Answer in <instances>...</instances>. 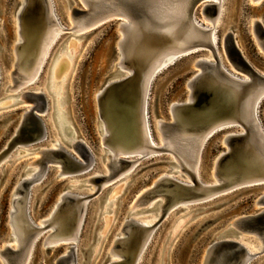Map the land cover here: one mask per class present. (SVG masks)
<instances>
[{
	"label": "rangeland",
	"instance_id": "obj_1",
	"mask_svg": "<svg viewBox=\"0 0 264 264\" xmlns=\"http://www.w3.org/2000/svg\"><path fill=\"white\" fill-rule=\"evenodd\" d=\"M73 2L75 6H83L81 0H53L56 15L60 23L67 28L73 25L70 11ZM198 5L195 7L196 19L210 26L211 23L201 12L204 3L201 6ZM19 7L20 0H0V153L7 150V143L19 128L24 112H27L29 110L27 108L31 106V103L19 99L18 91L10 90L13 86L9 72L14 67L15 15ZM256 20L261 21L264 26V0H224L217 32L218 50L223 64L230 71L242 77L245 75L235 70L226 56L223 38L230 31L235 47L245 60L255 69L264 72V52L254 32ZM117 22V20H109L99 26L89 28L84 35H79L77 40L71 43L69 36L72 31L63 32L53 47L39 82L20 88L22 91L41 90L45 93L47 110L44 112L43 120L47 137L41 142L16 145L0 161L1 251L5 250V244L15 246L11 238L9 212L12 209L15 192L21 190L19 185L39 169L38 166L29 164L41 158L39 154L41 150L53 148L56 140L61 141L52 122L53 100L46 84L52 76L55 88L63 90L62 108L66 112L68 122L75 129V136L80 138L91 151L94 164L84 172L57 178L61 168L56 162H49L47 164L48 173L46 171L39 179L31 183L29 195L31 219L39 223V220L45 218L59 203V197L65 191L86 195L94 194L95 186L88 183L89 178L98 173L108 172L106 148L102 145L97 124L95 95L115 74L118 60L116 42L119 37ZM64 48H66L65 53L58 63H55L58 54ZM68 54L70 57L72 54L73 57L68 58ZM199 57L213 59L210 50L204 48L178 59L157 74L152 81L149 94V115L154 138L158 144H161V137L157 129V120L172 121L171 114L169 117V106L174 101L185 99L187 94L185 83L195 72L192 65ZM259 117L264 129V99L259 108ZM239 127L240 129L226 127L206 140L199 166L203 181L212 182L214 180L211 173L215 160L225 149L222 139L228 132H242L243 128ZM61 145L78 158V154L67 146L64 140L61 141ZM172 157L171 154H155L141 160L127 177L122 180L117 179L118 182L114 178L111 182L113 184L105 186L101 192L91 198L79 231L77 264H107L111 258L115 259L109 255L108 249L112 240L119 235L120 225L128 217L158 220L159 211L155 208L142 209L136 214H131L130 208L139 194L149 188L163 173L189 181L182 172L170 169L171 163L169 162H175ZM72 180L77 182L72 183ZM263 192L264 184L242 186L201 204L196 203L184 209L173 210L160 222L140 264H202L205 250L212 240L228 228L230 222L240 216L256 213L263 207L256 204ZM111 201V205L107 207ZM156 201H158L156 205H159L162 202L161 197L154 198L150 204ZM46 235L47 233L43 234L36 242L27 264H55L56 259L63 255L70 246V243L61 242L47 248L43 245ZM240 237L255 246L260 243L254 236L241 234ZM255 249L258 252L256 247ZM263 260L264 253L254 258L250 264H260ZM0 264H3L1 258Z\"/></svg>",
	"mask_w": 264,
	"mask_h": 264
},
{
	"label": "bare ground",
	"instance_id": "obj_2",
	"mask_svg": "<svg viewBox=\"0 0 264 264\" xmlns=\"http://www.w3.org/2000/svg\"><path fill=\"white\" fill-rule=\"evenodd\" d=\"M35 1L40 2V5L37 13L32 15V21L27 20L29 22L27 23L22 14L25 7L31 2V0H20V7L15 15L16 40L13 43L14 67L9 72L10 80L13 82V86L10 90L12 92L18 91L19 99L28 103L31 102L27 101L26 94L40 92L41 90L32 91L28 89L22 91L20 88L22 86H29L39 82L40 76L44 72L53 47L63 32L72 31V34L69 36V41L71 43L76 41L79 35H84L89 28L99 26L103 22L110 20L111 17L116 16L110 14L111 16L106 15L103 18H95L87 23L79 19V15L73 12V8L78 7L75 6L73 2V6H71L70 9L73 25L70 28H67L60 23L59 18L55 13L53 0ZM81 2L84 7L81 5L80 8L85 9L86 11L89 10L86 0H81ZM203 3L204 5L201 8V12L211 23L210 26L204 25L195 17V7L198 4V6H201ZM213 3L216 4L217 8L216 12L211 14L206 8ZM223 3L224 0H197L190 13L186 12L185 14L184 12L180 13V10L178 8L176 9V7L172 5L167 9L164 7V11L157 13V16L146 15L145 18L147 20L151 19L153 22L150 25L145 22L133 21L132 18L130 19V16H122V20L119 23L120 26H123V29L120 28L121 30H119L120 41L126 40L127 36L130 37V35L134 36L137 40L134 49L135 59L132 58L135 63V68L124 65V56L126 55L121 50L119 43L116 42L118 60L116 62L115 74L110 80H108V82L103 84L95 95V99L98 101V98L103 90H105L112 82H120L135 78V82L133 83L134 91H132L133 100L132 97L130 99L132 103H128V108L126 110L127 113L125 112L123 118L120 122H117V125L113 126V128L109 129L105 122L101 119L99 116V108L97 106V124L101 134L102 145L106 148V166L108 168V172L106 174L98 173L89 178L88 183H92L95 186L94 194L86 195L65 191L59 197V203L54 206L45 218L39 220V223L34 222L29 215L30 191L23 192L21 190H17L15 192V198L13 199L12 209L10 212L11 238L13 242H15V246H6L5 244V250H0V258L3 264H27L36 242L45 233H47L43 241V245L45 247H51L56 244H60L61 242H66L70 243V246L63 254H67L71 249L77 253L79 231L91 198L95 194L101 192L105 186L113 184L111 182L114 178H116L115 180H122L133 171V169L138 165V162L155 154H171L175 162H169L171 163L170 169L182 172L188 177L189 181L180 179L169 173H163L155 180V182H153L154 184L152 183L149 188L139 194L131 205V214H136L142 209L149 210L151 208H155V210L159 211V218L155 221L154 219L140 220L135 217H128L129 219H125L120 225L119 235L112 240L108 249L109 255L115 259L112 260L111 258V261L107 264H140L160 225V222L173 210H176L177 208L184 209L196 203L201 204L240 186L264 182V148H262L261 141L256 133V131L261 132L262 137L264 138V129L259 117L260 104L264 98V83L262 84L256 80H251L247 72L239 69L229 60L225 47V40L230 34V31H228L223 38L224 50L231 66L235 70L243 73L245 77L235 74L230 71L225 64H223L218 50L217 36ZM175 10L178 11L176 12ZM204 48L210 50L213 59H203L213 61V63L217 62V65H219L218 67L222 69V78H220V74L217 76L221 79L219 80L225 88L223 89L225 91L228 90V93L230 94L227 98L228 102H224L226 103L224 107L225 109H223L224 114L220 117L216 114L213 118L215 121L212 120L207 122L208 120H204V122H198L200 120H195L199 118V114L197 113L198 110L191 109V111L189 108L185 107L196 99L193 91L188 89L185 97V99L188 97L187 101H185V99L182 101L185 102L181 104L180 110L175 108L174 104L176 101L169 106V117L171 114L172 121L157 120V129L161 137V144L159 143V145L155 141L149 115V94L152 81L163 68H167L168 65L172 64L173 59L178 55L188 53L189 51L195 49ZM65 49L66 48L62 49L58 54L55 63H58L61 59L62 55L65 53ZM68 56V58L73 57L72 54L71 57L70 54H68ZM200 58L201 57L197 58L193 62V67L196 66L198 62L197 60ZM117 69L121 72H118ZM135 70L138 71L136 77ZM255 70L260 75L264 76V72H260L257 69ZM199 73H201V70L194 72V74ZM229 79L238 83L233 86V84L229 83ZM46 84L47 90L53 100L54 112L52 122L61 138V141L64 140L65 144L74 150L73 145H75L80 138L78 139L75 136L76 131L70 126L66 112L62 108V101L64 99L62 98L63 90H57L55 88L53 76L50 80L46 81ZM31 107L32 103L27 109H30ZM176 121L183 125V136H187L192 139L194 138L193 140L197 142L198 148L196 149L194 159L186 155L184 150L182 151L181 149H177L175 144L169 138L165 137V127L163 123L174 124ZM251 121L255 126L256 131L255 129H250L249 122ZM114 124L115 123H112V125ZM234 126L238 127V129H240L239 126H241L243 131L232 133L228 132L223 138L225 139L226 136L230 134H241L244 136L241 143H237V146L239 148L241 147V149H239L240 158L230 159L229 163H227V168L223 169L224 172L221 175L220 173H217V168H214L211 173V176L214 179L212 182L203 181L200 176L199 166L201 152L206 140L218 128L220 129L222 127ZM109 138L114 140L110 141ZM61 141L56 140L53 148L49 149L56 150L62 148L66 150L62 147ZM30 142L36 141L30 139H19L10 148H8V150L4 151L3 154L0 155V161L3 160L16 145L27 144ZM228 150L229 149L226 148V151ZM66 151L71 153L68 150ZM39 154L41 158H37L29 164L30 166L39 167L36 173L31 175L29 179H25L29 180L31 183L39 179V177H41L47 170L46 167L43 168L46 155L45 151L41 150ZM128 156H132V158H134H129L131 163L122 166L120 169L114 168V162H118L120 158H126ZM50 162H56L61 168L57 177L84 172L91 168L94 164L93 160L87 168L79 165L77 169L74 170L64 163L62 157H53ZM98 176L102 178L99 182L95 179ZM164 178H169L170 180L165 179L164 181L168 184L163 186L162 179ZM171 180L177 182L178 185H169L171 184ZM71 182L75 183L77 181L72 180ZM21 184L19 185V188L22 189ZM149 190H151V193H148V197L141 200V197ZM66 194L75 196L77 199L71 204H68V207L61 208V206L64 205V198ZM262 194L264 196V192ZM156 197H161L162 202L159 205H156L158 201L150 204L151 200ZM111 203L112 201L108 203L107 207L110 206ZM144 206L148 207L143 208ZM20 215H23L26 219L28 217L29 221L34 223L31 232L30 230H27L26 227H22L24 223L18 219ZM131 221L142 226H147V228L131 229L129 226ZM232 222H230L229 225H231ZM257 239L260 243L258 246H255L250 242H246L243 238H240V243L244 245L248 254L254 255L256 253H260V251H262L260 254L264 253V245L259 238ZM255 247L258 249V252ZM9 249L14 252L13 255H9ZM207 250L208 248L205 250V254L203 255L202 264H204V261L208 257ZM209 252L210 251L208 250V253ZM257 256L258 255L247 257L243 264H250ZM260 264H264V260Z\"/></svg>",
	"mask_w": 264,
	"mask_h": 264
},
{
	"label": "water",
	"instance_id": "obj_3",
	"mask_svg": "<svg viewBox=\"0 0 264 264\" xmlns=\"http://www.w3.org/2000/svg\"><path fill=\"white\" fill-rule=\"evenodd\" d=\"M196 1L197 0H86L89 10L86 11L85 9H82L80 7H74L73 12L79 15V19L87 23L94 20L95 18L96 19L103 18L106 15H110V14L116 15L111 17L110 20L118 21L117 31L120 35L119 30L123 29V26H120L119 24L120 21L122 20V16H130V19L132 18L133 21L135 20L137 22L138 21L145 22L150 25L153 22L151 21V19H148L149 20L148 21L145 18L146 15L157 16V13H161L162 11H164L163 9L164 7L167 9L169 6L171 7V5L176 7V9L178 8L180 10L179 11L180 13L181 12L182 13L184 12V14L186 12L190 13ZM39 5L40 2L31 0V2L25 7V10L23 11L22 14V16H24L25 18V21L27 20L32 21L31 20L32 15H35L37 13ZM216 8H217L216 4L213 3L210 6H207L206 9L209 13L214 14L216 12ZM175 11L177 12L178 10ZM28 21L27 23H29ZM254 32L257 38V42L261 50L264 52V26L261 21L256 20L254 22ZM122 41L123 40L120 41V37L117 39L119 46H121V50L126 55L124 56V63H125L124 65L128 67L132 66L135 68V63L133 59H135L134 49L137 40L135 39L134 36L130 35V37L127 36L126 40H124L123 42ZM225 47L227 50V56L234 65H236L239 69L243 70L244 72H247L251 80H256L257 82H260L262 84L264 83V76L260 75L254 69V67L244 59V57L241 55L239 50L235 47L231 34H229L225 40ZM200 50L202 49H195L189 51L188 53L180 54L176 58H174L172 62L175 63L178 59L199 52ZM197 61L198 62L196 66H194L193 68H195V71L201 70V73L199 74L193 73V76L190 77L185 83L186 89L187 90L191 89L196 99L185 107L189 108L190 110L191 109L198 110L197 113L199 114L198 116L199 118L195 119L197 121L200 120L198 122H204V120H208L207 122H210L213 120L216 114L219 117L224 114L223 109H225L224 107L226 104L224 102H228L227 98L230 96V94L228 93L229 92L228 90L227 91L224 90L225 88L220 82L221 80L220 78H222L221 76L222 69L218 67L219 65H217V62L213 63V61H207L203 58H200ZM164 69L165 68H163L161 71H163ZM117 71L121 72L118 69ZM137 74L138 71L135 70V77L137 76ZM219 74H220V78H218ZM134 82H135V78L134 79L131 78L120 82L119 81L112 82L107 86L105 90H103L100 97L98 98V101H96V103L98 104L97 106L99 108V116L105 122V124L109 129L117 125V122H120V120L123 118L128 108V103L131 102L130 101L131 97L133 100L132 91H134L133 89ZM229 83L235 86L238 82H235L234 80H230ZM26 98L27 101L32 103V107L27 112H24L23 121L21 125L15 131V133L7 143V150L19 139H30L36 142H41L46 137V128L43 120L44 112L46 111L47 108L45 94L42 92L27 93ZM182 101L175 102L174 105L175 108H177V110L181 109V104L184 103ZM112 123L115 124L112 125ZM249 123H250L249 124L250 129L251 128L255 129V126L252 124V121ZM163 125L165 127L164 128L165 137L169 138L175 144V147L177 149H181L182 151L184 150L186 155L194 159L198 145L197 142L193 140L194 138L192 139L190 137L183 136L182 133L183 125L178 121H176L174 124L163 123ZM224 128L226 127H222L220 129L218 128L212 134H214L215 132H219ZM256 133L261 141L262 148H264V138L262 137L261 132L256 131ZM243 139L244 136L241 134H230L227 135L225 139L223 138V144L225 145V150H223V152L219 154L214 164V168H217L218 174L220 173L221 175L224 172L223 169L227 168V163H229L230 159L238 158V157L240 158L239 149H241V147L239 148L237 146V143H241ZM109 140L112 141L114 139L109 138ZM73 148L75 152L78 154V158H76L73 155V153H68L66 150L62 148L56 150L54 149L44 150L46 155H45V162L43 164L44 166L43 168L48 167L47 163H49L53 159V157H62L64 163H66L71 169L74 170L77 169L79 165H81V167L83 166L87 168L89 164L92 163V161L94 160V157L91 151L89 150V148L87 147V145L82 140H78L75 143V145H73ZM226 148H228L229 150L226 151ZM4 151L5 150H3L0 153V155ZM129 158L132 159V156H128L126 158H120L118 162H114L113 164L114 168L120 169L122 166L131 163V160ZM95 179L96 181L99 182V180H101L102 178L98 176ZM165 179L167 180L169 178H164L162 179L163 181L161 180L163 186L168 184L167 182L164 181ZM170 183L171 184L169 185H178L177 182H175L174 180H171ZM261 184H264V182L254 183L251 185H261ZM21 185H22L21 191L23 192L30 191L31 182L29 180H24ZM244 186H249V185H244ZM148 193H151V190L146 192V194L141 197V200L148 197ZM64 199L65 202L64 205L61 206V208L68 207V204H71L72 202L76 201L77 198L70 194H66ZM256 204L261 205L263 207L256 213L243 215L234 219L232 224L229 225L228 228L223 231V233L219 234L214 240H212L209 247H207L210 252L208 253L207 250L208 257L204 261V264H243L247 257L259 255L262 252L260 251V253L250 255L248 254L244 245L240 243L241 234H247L250 236H254L256 239L259 238L264 245L263 194L259 197ZM18 219L20 221H23L24 224L22 225V227H26L27 230H30L31 232L34 223L30 222L28 217L27 220L23 215H20ZM129 226L131 227V229L147 228V226H142L132 221L130 222ZM8 253L9 255L14 254V252L10 249L8 250ZM55 264H77V253L71 249L67 254H63L59 256L56 259ZM114 264H123V263H114Z\"/></svg>",
	"mask_w": 264,
	"mask_h": 264
}]
</instances>
